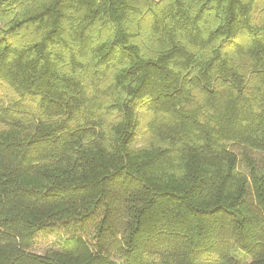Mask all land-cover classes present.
<instances>
[{
    "label": "trees",
    "instance_id": "16d2710c",
    "mask_svg": "<svg viewBox=\"0 0 264 264\" xmlns=\"http://www.w3.org/2000/svg\"><path fill=\"white\" fill-rule=\"evenodd\" d=\"M0 264H264V0H0Z\"/></svg>",
    "mask_w": 264,
    "mask_h": 264
},
{
    "label": "rangeland",
    "instance_id": "374dc122",
    "mask_svg": "<svg viewBox=\"0 0 264 264\" xmlns=\"http://www.w3.org/2000/svg\"><path fill=\"white\" fill-rule=\"evenodd\" d=\"M53 238L54 235H48L46 237L40 236L38 239V244L36 245L34 250L37 252H43L48 247Z\"/></svg>",
    "mask_w": 264,
    "mask_h": 264
}]
</instances>
